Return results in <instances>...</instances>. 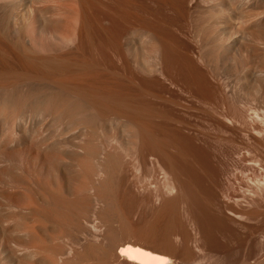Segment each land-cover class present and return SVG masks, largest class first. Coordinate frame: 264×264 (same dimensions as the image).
<instances>
[{"label": "bare ground", "instance_id": "1", "mask_svg": "<svg viewBox=\"0 0 264 264\" xmlns=\"http://www.w3.org/2000/svg\"><path fill=\"white\" fill-rule=\"evenodd\" d=\"M95 1L98 3L100 0H75L73 8L76 13L75 17L74 12V16L71 15V0H23L21 9H19V4H21L22 0H0V60H3L0 62V264H170L172 261L170 257L154 252L152 250L154 246L150 249L148 247L149 244H145L146 237L147 240L148 237L156 239L157 243L162 246L161 249H167L168 252L175 249L174 243L176 242L175 240H179L177 239L178 237L181 239L184 237V240L186 239L193 243L197 242L198 248L201 246L203 248V245H205H201L202 243L198 242L197 237L195 239L194 235L198 236L197 233H191V228H189L190 225L194 228L191 222L193 218L196 221L197 217L195 215H192L193 218L191 217L190 214L194 213L193 210L192 213L188 212L193 206L191 208L188 207V210L186 209L187 192H189L187 191L189 185L186 183L191 182H188L191 177L187 182L185 180L189 175L194 174L192 177H195L200 172L197 170L198 167H195L196 164L194 166L190 165L189 160L194 161V164L199 160H204L206 156L204 157V155L197 153L199 155L197 162L195 160L198 159V156L197 158L195 157V160L189 159L185 155L186 148L183 149L181 143V146L178 143L175 147L170 143V138H168L169 130L165 131L166 129H164L169 126H164L163 123L166 120L169 122L175 121L173 110L175 106L177 108L180 106L181 100L190 99L191 101L199 100L202 102L214 100V104L220 103L221 107L225 105L224 107L228 109L227 111H218L220 114L218 113L217 120L215 119L218 133L222 135L231 133L239 136L238 134H241L240 130L244 131V120L247 119L245 118L246 114L244 116V108H241V111L229 110V105H226L228 101L225 99V93L229 89H224L226 84L220 80L222 79L220 76L222 72L235 66L227 64L229 59L235 57V55L239 56V58L241 56L242 58L244 56L254 58L256 55H264V0L251 1L244 13V20L247 24L244 25L243 30L239 31L232 29V26L229 25L231 22L229 23L228 20L231 19L228 18H231L230 15L233 14L230 13L229 16H226V12L216 11L221 13L216 14L213 10V12H204V10L203 12L206 14L196 15L198 18L192 19V21L194 20L193 23L191 22L194 24L192 25L189 20L191 14H188L186 10L192 1L103 0V3L106 2L108 7V9L106 8L107 11L110 8L112 9V16L107 15L106 12L100 14L101 16L107 15V18L109 16L110 18L117 16L122 26L128 23V19L133 31L139 35L145 34L153 40L149 51L152 56H159L155 57V60H158L155 62L156 66H154V69L150 70L151 72L147 76H150L149 79L142 81L134 77L135 75H130L129 77V81L135 84V87L132 85L134 89H136V86L137 89L138 87L141 88L139 90L142 92H135L136 94L139 95V92H141L146 98L154 100H151L152 106L150 107L133 99L135 93L131 91L132 88L129 90L134 93L133 96L131 97L130 93V96H126L124 93H120L122 86L115 84L121 89L118 92L116 89L119 90V87L115 86L114 82L98 79L99 77L95 75L96 70H94L91 62L76 65L70 63L73 58L71 59L72 56H68L69 52L66 54L64 52H55L52 49L57 39L55 31L60 28L61 30L58 34L60 42L69 38L74 44V51L81 50L86 44L91 47L89 49H91L93 54H98V52L96 54V47H99V45H94L100 36L98 35L97 37V34L95 36L93 34L98 30L97 27L95 28V24L99 22V15H95L97 16L95 18L92 13L96 10L95 5L93 6V3H96ZM100 2L102 4V0ZM187 2H189V5L186 4ZM168 4L173 8L172 25L174 24L173 26H175L178 23L182 27L178 31L179 33L175 30L176 34L182 39L181 44L183 45L184 43V47L181 46L183 48L179 47V49H183V51H180L182 54L178 53L177 55L180 58L179 61H176L178 58L173 55L176 52L174 51L175 53H173L172 51L181 44L176 42L178 45L174 46L176 47L174 49L171 44H168L175 39L173 36H167L170 34L166 30L168 15L165 16V12H167L165 10L169 8L167 7ZM186 5L188 6L186 7ZM128 7L130 9L129 15L125 12ZM113 8L115 9L114 11ZM99 12L100 10L97 13L99 14ZM107 18L103 19L109 22L110 18ZM115 20L117 21V18ZM100 21L102 22L103 20ZM104 23L103 26L100 23V27L102 26L100 28L101 32L103 31L102 28L107 27L108 30L110 29V23L108 24L109 26L105 27ZM113 23L117 25L114 20ZM34 24H36L35 31L39 35V39L31 40L28 39L25 32L30 30ZM93 24L96 29L94 30L93 28L94 32L91 31ZM189 26H194L192 28L195 35L193 36L194 41L192 40L193 37L191 39L192 34L190 33L191 31L189 32L191 30ZM173 29L170 30L172 31ZM177 29L179 30L180 28L177 27ZM99 30L96 33H100ZM118 31L115 32L118 33ZM109 32L110 34L112 33L110 30ZM110 34L108 33V35ZM106 35V33L105 35L102 34L101 37ZM108 35L106 36L107 39H109L108 37L111 39L113 36ZM179 36H176V38ZM106 37H104V40ZM168 37L172 38V41ZM195 37L198 45H195ZM107 39L103 40V43ZM99 40L98 42L103 44ZM156 43H159V46ZM101 44L100 46H105V43ZM156 45L161 49L158 50V53H160L158 55H155L157 54ZM173 45L175 44L173 43ZM104 48H98V50L102 49L104 51ZM7 49H11L12 52H8ZM103 51H99V54H102ZM41 52H47V55L40 56ZM167 52L172 53L171 55H173L175 60L172 59L171 55V58L170 56L167 57L169 55ZM11 55L13 57H10ZM69 55L72 54L70 53ZM184 64L186 66L185 70L188 69L191 75L188 70V72L184 70ZM207 64L209 65L208 67ZM23 65L29 66V68H24ZM237 65L242 68V59L238 61ZM223 67H225L224 70H222ZM263 72L262 69H255V75L252 78L250 77L252 81L249 84L253 86L255 81H257L256 78ZM24 74L28 76L30 74H33V76L38 74L36 75L37 79L42 76H39V74L46 75L48 78L52 74V76L56 75V77L57 75L65 77L63 75L67 74L69 76L70 74L71 78L69 79L76 80L74 82L68 79L70 82H82L83 84L79 83L80 85L82 84L81 88L88 86L96 91L98 89L104 95L96 94V96L94 94L92 96L89 91L84 93L83 89L79 90L82 93L73 92L75 87L71 92L61 91L64 86L61 87V90L49 88L40 82L45 79V76H42V79L40 77V80L38 79L34 84L20 85L19 88L25 86L22 90L23 92L20 93L17 91L18 89L15 90L13 87L20 84L19 82L30 78L25 75L26 78L23 79ZM67 76L65 79L68 78ZM32 79H36V77ZM60 80L62 81V78ZM103 82L104 84L101 86ZM84 84L86 86H83ZM259 86H263L260 90L264 89V84H259ZM80 87L76 88L81 89ZM226 87L228 88V86ZM4 89H7V91H3ZM263 93L264 91L261 92V94ZM138 95L139 99L140 95ZM98 98H101L102 101L105 100V102H108L106 101L107 99L110 100L108 103H101L102 101ZM163 105L170 107L169 110L166 109L167 111L165 112L167 113L161 112L164 109L160 110ZM21 112L27 113V117L29 113L38 112L43 119L41 120L42 124L46 122V125L40 127L41 129L55 125L60 130L61 143L58 146L42 148L39 143L26 141V135L20 131L16 133L13 127V124L22 118ZM109 118L118 121L117 125L125 132L126 141L122 140V132H117L116 127H108L104 123ZM231 120H236L234 125L241 121L243 126L240 125L243 130L240 127V130L232 128L231 123L233 124V121ZM167 122L165 123L167 124ZM250 122L247 123V126L250 125ZM84 130L86 139L81 141L80 137L84 135ZM174 130L170 132H175ZM176 131L178 133L177 127ZM177 133L172 134L176 135ZM251 133L254 134L253 131ZM98 134H102L105 138V144L102 147L95 143ZM247 134L250 133L248 132ZM177 136L178 134L175 137L173 136L172 139L176 141ZM68 137H72L71 139L80 138V143H71ZM129 138L136 139L135 147L130 151L131 155L128 152L129 146L127 145ZM218 141L221 142L220 140ZM255 141L257 145L264 148L263 140L256 138ZM10 143L11 146L9 147L11 149L7 147V144ZM173 143L175 144V142ZM223 143L222 145L218 143V150L222 157L213 159L215 168H213L214 164L211 163V168L216 171L214 173L216 175L214 181L215 186L218 188L213 194L216 197L215 200H217L216 204L218 202L219 210H222L224 217L232 221L234 225L239 226L237 221L244 219V211H240L239 207L236 206L237 204L233 206L225 201L228 198L225 185H228L229 179L226 174L228 169L226 157L230 152ZM170 144H172V148H175V154L171 147H168ZM190 144L192 143L190 142ZM62 148L68 149L69 152L61 153L59 149ZM168 148L172 151H170L171 153ZM198 148L199 146L196 149ZM79 149L83 150L82 155L77 156L74 151ZM190 149L189 152L192 153ZM205 150H203V153L206 154ZM197 151L193 150L194 155L193 153L189 155L196 156L195 153ZM208 151L207 153H209ZM100 155H102L101 161ZM65 158L71 160L75 166L73 169L78 171L75 174L77 175L78 173V178L74 181H71L70 176L72 175H69L73 171V169H70L72 165L70 167L59 165ZM208 158L207 161H209ZM210 161L208 162L209 165H204L206 168L203 166L206 161L198 162L202 165V168L199 167L201 168L199 170L203 169L201 174H204L207 166L211 165ZM189 166L197 168V173L195 174L193 171L194 173L190 174ZM2 167H9L10 170ZM184 168H187L189 172L184 171L187 175L189 174L185 179L183 176ZM132 169H135L136 172L138 171L137 173L140 172L138 174L139 177L136 175L137 178H135L131 175L130 171H133ZM191 169L193 170L194 168ZM98 171L103 173V177L96 184L93 180L95 173H98ZM156 171L160 172L159 175L161 174V176H158V173H155ZM155 174L159 177L158 179H155L157 177ZM140 176H142V179H140ZM73 177L72 179H75ZM151 179H155V181L152 180L150 182ZM193 179L191 178V180ZM152 182L153 184H151ZM192 182L191 184L194 183ZM114 185L119 187L118 192H116L117 189L115 188L117 187L115 186L114 188ZM193 185L196 190L191 188L190 185L189 188L194 190L193 192L191 190L190 197L197 194V186L196 184ZM195 192L196 194H194ZM118 195L119 197L127 195L131 199L133 198L135 202L138 201L137 204L140 206L141 204L146 205L148 213L146 212L147 215H144L145 218L136 223L131 222L129 217L131 214L129 213L130 210L127 211V209L121 208V211H119L120 207L118 206L119 208H117L116 200L119 198ZM121 199L123 198L120 197ZM191 202L189 200L188 205ZM97 203L102 204L100 209L93 208V205ZM119 203L121 205L122 200ZM123 203L125 202L123 201ZM130 204L137 206L135 203ZM128 206L131 209L129 203ZM128 206L125 208L129 209ZM135 207L131 211L133 214ZM141 208L144 209L145 207ZM140 210L142 212V209ZM181 211L185 212V217L182 216L183 213ZM141 212L139 211V213ZM177 216L181 218L179 219ZM196 216H199V214H196ZM115 222H118L117 227L114 226ZM100 226L104 228L103 234H101ZM186 227L189 229L187 230ZM119 229H126V231L131 233L130 235L132 233L136 235L135 237L142 236L140 238L144 242L139 237L136 239L132 235L133 238L128 233L126 234L129 237L125 235L128 238L124 236L125 238H119L114 241L113 238L115 239V237L112 238V236ZM193 230L199 231L196 227ZM200 234L199 237L203 236ZM103 237H105V242H101ZM150 238L149 240H151ZM184 240L182 239V241ZM201 240L203 242V239ZM188 246L186 247L187 249ZM192 250L194 249L189 251ZM200 250H198L199 254L202 252H199ZM171 252L173 253V251ZM174 258L177 259L178 257L174 256Z\"/></svg>", "mask_w": 264, "mask_h": 264}, {"label": "rangeland", "instance_id": "2", "mask_svg": "<svg viewBox=\"0 0 264 264\" xmlns=\"http://www.w3.org/2000/svg\"><path fill=\"white\" fill-rule=\"evenodd\" d=\"M100 1H98V3L95 1L97 3V5H96V3H93V6L95 5L94 7L96 8L97 11L94 10L92 13L94 14L95 18L97 17L95 15H99L98 16L99 22L102 23V26H103V23L105 21L106 22L104 23V27L109 26V25L112 26V27L110 26V29H109L112 32L111 34H110L107 27H105L107 29L102 28V30L104 32L107 31L105 33L107 35L109 33L110 35H108V36L113 35L111 37V39H110V37H108L109 39H107V37H106L107 35L101 37L102 34L105 35V33L103 31L101 32V29H100L102 27V26L100 27L101 24L97 21H96L97 22L96 24L93 22L96 26L93 24V26L91 27V31L94 32V30H96L95 28L97 27L98 30L100 29L99 31L101 34L99 32L96 33L98 30H96L95 33H93V34H94V36L97 34L96 35L97 37L99 35L102 38L101 39L100 37H98L100 39L99 40L96 37L97 42L95 41L96 44L94 46L99 45V47H96L97 49L94 46L93 47H94V49H96V54H97V52L99 54V51H103L102 49H103V47H105L103 53L100 52V53H102V54H99L100 56L97 54L98 55V58H97V55L93 54V52H91V49H89L91 47H89L86 44L82 47L81 50H79L77 52L74 51L75 50L74 44L71 42V40L69 38L67 40L61 41V42L58 40V34L60 33L61 29L60 28L57 29V27H56L57 30L55 31V36L57 35V39L55 41V46L52 49L55 52H64L66 54L69 52L68 56H72L71 59L73 58L72 61L70 60L71 61L70 63H74L76 65H82V64H87V62H89V63L91 62L94 66V70H96L95 75L97 77H99L98 79H100L102 81H109L112 83L114 82L113 83L114 85L117 84L119 86H122V90H121L119 86L115 85V86L119 87V90L118 89H116V90L118 92L121 90L120 93L122 92L126 96H130L129 95V93H130L131 97H132L135 92L138 93V91H141V90H139L141 88L138 87V89H137V86H136V89H134L135 84H133L132 82L129 81L130 75H135L134 77L138 78V80H142V81L146 80L147 81V79H149V77H150V76L147 77L148 74H150L149 72H151L150 70L154 69V66H156L155 62H157L158 59L155 60V57L157 58L159 56L158 54H160V53H158L159 52L158 50H161V49H159V47H158L159 43H156L158 45V46L156 45L158 48L156 47L157 54H155V55H158V56H152V53L149 50H150V46H152V44H153V40L145 34L139 35L137 32L133 31L129 25V20L127 18L126 19H127L128 23H126V25H123V26L120 25L121 23H119V21H118L119 19L117 16H113L112 17L113 19L110 18V16H109L110 19L107 18L108 17L107 15L112 14V9L110 8L109 11H111V12L108 13L109 11H107L108 7L106 5V2L103 3L105 0L104 1L102 0V4ZM168 1L169 2H175L177 0H168ZM187 1H190V2L192 1L190 5H189V2L186 3L189 5V7L186 10H187L188 14L192 15V16L191 15L189 16L190 17L189 18L190 23L194 22V20L192 21V19H195V17L198 18V16L206 14V13H204L206 11L207 12L208 11H211V12L214 11L216 14H221L222 12H224V13L226 12L225 13L226 16H229L230 13L233 14V15H230L231 18L227 17L228 19H231V20H228L229 23L231 22L229 25L232 26V29L239 31V30H243L244 25L247 24V22H245V20H244V13L248 9L247 6L251 3L252 0H187ZM99 3H100V5H99ZM188 5H186V7ZM74 6H75V0H71V7H70L71 11H72L71 15L74 16V14H75V17H76L75 10L73 9ZM22 7H23V0H22L21 4H19V9H21ZM167 7H169V8H167ZM167 7L166 8L169 10H167V9L165 10V11H167V12H165L166 13L165 16L168 15L167 20L169 22L166 20L167 21V29L166 30H167V32H170V34H171L170 35L169 33H167V34H169L167 36H169V37L173 36V38H175L174 41H172L171 40L172 38L168 37V39H170L172 41L171 43H168V44H171L173 46V49H174V48H176L174 46H177L178 44L182 43V39L180 38V36L178 34H176L178 31H180L182 29V27H181V24L178 25V23H177V25L175 24V26H173L174 24L172 25L173 19L171 16L173 14V8L169 4L167 5ZM220 7L225 8L227 11L225 9L220 8ZM95 8H93V9H95ZM126 9L127 10L125 12H127V14L129 15V12H130L129 7ZM99 10L101 13L99 12V14H98L97 12ZM114 10L115 9L113 8V11ZM200 11H202V12H200ZM216 11H218V12L220 11L221 13H218ZM258 11H261V10H258ZM73 12H74V14H73ZM105 12L107 15H102V16L100 15V14L105 13ZM116 12H117V10H116ZM167 13H170L171 15L167 14ZM227 13H228V15H227ZM114 14H115V12H114ZM198 14H200V15H198ZM193 15H195V16H193ZM196 15H198V16H196ZM100 16L102 19L100 18ZM104 16L107 19H109V22H108V20L103 19V18H105ZM236 16H238V17H236ZM75 17H73V18H75ZM115 17L117 18L118 23L115 20L116 19ZM168 18L169 19L171 18L170 19L171 21ZM100 20H103V21L105 20V21L101 22ZM113 20L115 23H117V25H115L113 23ZM73 24H74V22H73ZM73 24H72V26H73ZM97 25H99V26H97ZM168 25H169V28H168ZM192 25H194V24H192ZM94 26H95V28H94ZM113 26L115 27L116 30L114 29ZM170 27H172V28H170ZM177 27L180 29L178 30ZM193 27L194 26H192V27L189 26V28L191 29V30H189V32L191 31L190 33L192 34L191 39L193 36H195L193 34L194 30H192ZM35 28H36V24L32 25L30 30H27L25 32V35L28 37V39H31V40L32 39H39V35L35 31ZM93 28H94V30H93ZM112 28H113V30H111ZM170 29H173L172 30L173 32ZM114 30L115 31L119 30L120 33L118 31V33H119L118 34ZM174 35H175V37H174ZM176 36H179V37L176 38ZM104 37H106V39H107V41L104 42L105 44L103 43ZM195 39H196V37H195ZM98 40L100 42H102L105 46H103V47L100 46L101 43H99ZM192 40L194 41V37ZM179 41H180V43H179ZM196 41H197V39L195 40V45H198V41H197V44H196ZM176 42H178V44ZM173 43L175 45H173ZM103 44H101V45H103ZM183 45H184V43H183ZM183 45L182 44L178 45V47L176 49H174V50L172 49L173 53L176 52L175 53L176 55L173 54L176 58H178L177 57L178 53H180L181 50L183 51V49H179V47H181ZM183 47H181V48H183ZM98 48H102V49L98 50ZM177 49H179V50H177ZM7 50L10 53L12 52L11 49H7ZM70 53L72 55H69ZM167 54H169V55H167V57H168L172 53L167 52ZM180 54H182V53H180ZM46 55H47V52H41L40 53V56H46ZM173 55H171L172 59L175 60ZM171 56H170V58H171ZM10 57H13V56L11 55ZM232 58L229 59L227 64L232 65V66L235 65V66L230 67L231 68L230 70H225L224 72H222L220 70V72H222L221 73L222 75L220 73L219 74L221 75L220 78H222L220 80H222L223 83L225 82L226 86H228V88L226 86H224V89H229L228 91L226 90L227 92L225 93L226 94L225 99L228 101L227 102L228 104H226V105L227 106L229 105V107H230L229 110H231V111H233V110L237 111L238 110L239 111L241 108H244V111H245L244 116H245V114H246V116H248V117L245 116V118H247V119L244 121L245 122H247L248 120H249L248 122L251 121L249 123L250 125H248V126H247L248 122L247 123L244 122V128H243L244 131H241L240 129H242L241 127L243 126L241 124V121L239 123L237 120L239 125H237L238 123L234 125V123H236L234 121H236V120H231V121H233V124L231 123L232 128H234V129L236 128L238 130L240 127L239 130H240L241 134H238L239 136H237L235 134H231V133L224 134V135L218 133L217 128H216L217 126L215 123L217 120V117H218V113L220 111L222 112V110L227 111L228 109H226L224 107L225 105H223V107H221L222 105L220 103L214 104L213 103L214 100L213 101L209 100V101H205V102H202L199 100L191 101L190 99L189 100H186V99L181 100L180 106L178 108L175 106V108L173 110L175 113L174 119L176 121V122L173 120L171 121L173 128H172L171 122H169L168 120L164 121V123L167 121L168 122H167V124L163 123V125L169 126V127H165L164 129H166L165 131L169 130L168 131V134H169L168 138H170V141H171L170 143H172L174 145V147L178 143H179V145L181 143V145L183 146V149L186 148V151H187V147H188L187 152H189V149L192 147L193 149L191 148L190 151H192L193 155H194L193 150H195V151L198 150L199 152L197 151L195 153L196 156L189 155L192 153L191 152L187 153L185 150L184 151H185V155H187V157L189 159L191 158V160L192 159L195 160L198 156V159H196L195 162H197V160H199V155H198L199 153L201 155H204V157L205 156L207 158L209 157L208 158L209 161L211 160L210 164L211 163L214 164L213 168H215V163H214L213 159H218V158L222 157V155L220 154V152L218 150V146H219V144L222 145L223 141L226 140V142H224L223 144H225V146L229 149L230 154L226 157V163H227V167H228L226 174H227L229 179H228V185L227 184L225 185L226 193L228 195L227 196L228 198L225 201L228 204L233 205V206L237 204L236 206L239 207V210L244 211V219L237 221V223H239V226L238 225L236 226L233 224L232 221H229L224 217L222 210H219L218 202L216 204L217 200H215L216 197H214V194H213L214 191L216 189H218L215 186V181H214L215 180L214 177H216V175L214 173H216V171H215V169L211 168L212 164L209 167L207 166V169L204 170V174L203 173L201 174L203 169L199 170L202 168L201 167L202 165H200L198 162L200 161L202 163V162L206 161L208 163L209 161H207V158L205 157V159H206L205 160L203 158V156L200 155V157H202L204 160H202V161L199 160L197 163H194V164H193L194 161L189 160V162L191 163L190 165L194 166L196 164L195 167H198V169H197L193 166L192 167L189 166L190 168L188 167V169H189V172H191L190 174H192L194 172L196 174L197 173L196 169H197L198 172L200 171L199 173L202 176L199 173H197L198 175L196 174L195 177L194 176L192 177V175H194V174H192V175L188 174L189 175L188 176L187 173H189V172H188L187 168H184L185 170H183V173H184V171L187 172V173H184L185 175L183 174L184 179H185V177L187 178V176H188V178L185 181L187 182V180L190 177L192 179L194 178L193 180H191V178H190L188 180V182L193 181L194 183L193 182L192 183L196 184V186H197V191H196L197 194L195 192L194 194H196V195H191V197H192L191 198L189 195L191 193V190H192L191 188L194 189L196 187L193 184H191V182L186 183L189 185L187 187L188 188L187 191H189V192H187L188 201L186 203V205H187L186 209L188 210L189 208H191V206H193V208H191V210L188 212L192 213V210H193V212L195 214L194 213L190 214L191 217H192V215L193 216L195 215V217H197V218L199 217L198 219L196 218V221L192 217L193 219H192L191 223H193L194 228L191 227L192 225H190V227L188 225V227L191 228V230H190L191 233H193V234L197 233L198 236L194 235L195 239L197 237V240H199L198 242L200 244L202 243L201 245L205 244V245H203L204 249L202 248L201 245H199V246H201L200 248H202L200 250V248H198L196 245L197 242L193 243L192 241H189V240H188L189 241L188 242L186 239L184 240V237H182V236H180V237H182V239L184 241H186L185 242L186 244L184 243V241H182L181 238L178 237L177 239H179V240H175L176 242L174 243L175 249L169 250L170 253L168 252L167 249L166 250L161 249L162 246L159 243H157L156 239H154V238L151 239L150 237H148V240H147V237H146V241H145L146 245H148V244L150 245V246L148 245V247L150 249L154 246L153 247L154 249L152 248V250L154 252L159 253L160 255H164L166 257H170L172 260L171 261L172 264H264V148L262 146L257 145V143L255 141L256 138H259V139L263 140V142H264V93L261 94V92H263L264 89L263 90L261 89L262 90L261 91L260 88H263V86L262 87L259 86V84H261V85L264 84V72H263V74H261L259 77L256 78L257 81H255V83L252 82V83H254L253 86H251L249 84V82L252 81L251 80L252 76L255 75L254 74L255 69L259 68V69H262L264 71V55H256L254 58H249V57H245V56L243 58H242V56H241V58H239V56L235 55V57H232ZM179 59L180 58H178L176 61H179ZM240 59H242V61H243L242 68H240L237 65L238 61ZM1 61H3V60H0V62ZM4 62H6V61H4ZM7 63H9V62H7ZM0 65H1V63H0ZM208 66L209 65L207 64V67ZM23 67L29 68V66H26V65L25 66L23 65ZM185 67L186 66L184 64V70H185ZM30 68H31V66H30ZM181 68L183 69V67H181ZM224 69H225V67H223L222 70H224ZM184 70H183V72H184ZM187 70H185V71H187ZM188 73H190V71ZM223 73H224V75H223ZM25 75H26V77H28V78L30 77V78L25 79L23 82H19L20 84H18L15 87L12 86L13 88H15V90L18 89L17 91L20 93L23 92L22 90L25 88V86H23L22 88H19L20 85L27 84V83L28 84L29 83L34 84V82L36 83L38 81V79L40 80V77L42 79L43 78L42 76H45L44 77L45 79H43L40 82H42L41 84L46 85V87H49V88L61 90V87L64 86V87H62L63 90H61V91L71 92L74 90V87H75V90L76 89L77 90L76 91L74 90L73 92L82 93L79 90L83 89L84 93L89 91V94L91 93L92 96L94 94L95 95L96 94L97 95H100V94L104 95L103 92H101V93L99 92L100 90L98 91V89H97V91H96L93 88L91 89L88 86H86V84L83 85L86 87L82 86L83 88H81L80 86L83 83L79 82V83H82L81 85L78 83V81H77V83H74L76 80L75 79H69V78H71L70 74H69V76H67V74L63 75L65 77L67 76L68 77L67 79H65V77H62V75H60L61 77H59V75H57V77H56L55 74H54L55 76H52L53 74L49 75L50 78L46 77V75L39 74V76L40 75H42V76H40L37 79L36 75H38V74H35L34 76L36 77L37 80L32 79V78H35L33 76V74H30V76H28L27 74H24V77H22L23 79L26 78ZM190 75H191V73H190ZM52 77H54V78H52ZM61 78H62L63 82L60 80ZM143 78H144V80H143ZM30 79H32V80H30ZM49 79H51V80H49ZM68 79L70 81L73 80L74 82L72 81L73 82L72 83ZM99 82H101V81H99ZM103 84H104V82L101 84V86ZM225 84H223V85H225ZM132 85L134 87H132ZM76 87H78V88L80 87L81 89H78ZM87 88H89V90H87ZM123 88L126 89L125 91H129V92L125 93ZM8 89H11V88H8ZM129 89H131V91H134V93L131 92ZM3 91H7V89H4ZM94 91H96L97 93L96 92L94 93ZM141 92H139V95L141 94ZM86 94H88V93H86ZM124 94H123V96H124ZM137 95L138 94H136V93L134 94L133 99L135 101L143 102L142 104L147 105L148 107L152 106L151 100H153V99L150 100V99L146 98L145 96H143L142 94L140 96L138 95L139 96V99H138ZM135 97H136V99H135ZM98 99H100L102 101L101 98H98ZM109 100L110 99H107L106 101L109 102ZM103 102L108 103V102H105V100H103L101 103H103ZM231 107H232V109H231ZM169 108L170 107L163 105V107L160 110L163 109V111H161V112L164 113L165 111L169 110ZM220 108H223V109H220ZM217 109H220V110H217ZM165 113H167V112H165ZM27 115H28L27 113L21 112L22 118L13 124L14 131L16 133L19 131L23 132V134L26 135L25 136V138L27 139V140L25 139L26 141H33L35 143H39V144H41L40 147H42V148H44L46 146H55V145L58 146L59 143H61L60 142L61 141L60 130L57 129V127L55 125H50L44 129H41L40 127H42L43 125H46V122L44 121L45 124H42L43 122L41 120H43V119L41 118L40 114L38 112H34L31 114L29 113L28 117H27ZM104 123L108 127H112V126L116 127L117 132H122V140H125V132L122 130L121 127H119L117 125L118 121H116L115 119L112 120L111 118H109V119L105 120ZM176 127L178 129V133L176 131ZM170 128H172V130L175 129L174 131L178 134V136L176 138H177V140L179 138L178 141H180V142H178L175 138L174 139L176 141H174L172 139L173 136L175 137L177 134L176 135L172 134L175 132H170V131H172V130H170ZM252 131L254 134L251 133ZM83 132H84V135H82L80 137L81 141L86 139L85 130ZM248 132L250 134H247ZM251 134H252V136H251ZM253 135H254V138H253ZM7 137H8V134H7ZM221 137L224 140H222ZM71 138L72 137H70V138L68 137V139L70 140L71 143H73V142H74V144H77L78 142L80 143V138L79 139H71ZM104 139L105 138L102 136V134H98L97 139H96L97 141H95V143L99 147H102L105 144ZM218 140H220L221 142H219ZM167 142L169 144L168 139H167ZM173 142H175V144ZM190 142L192 144H190ZM186 143H188L187 147H186ZM135 144H136V139H134V138L128 139L127 145L129 146L128 147L129 154H130V151H132L134 149ZM172 144H170V146L168 145V147H171V149L174 153L175 148L174 147L172 148V146H171ZM9 146H11V143L7 144V147H9ZM195 146H197V147L199 146V148L196 149L197 147H195ZM168 149L170 152L171 151L170 148H168ZM199 149H203V150L206 149L205 152L207 155L205 153H203L204 152L203 150H199ZM59 151L61 153L69 152V150L66 148L65 149L64 148L59 149ZM82 151L83 150L79 149V150L74 151V153L75 154L77 153L76 155L80 156V155H82ZM207 151L209 153H207ZM100 157H101V159H100V161H101L102 155H100ZM202 158H200V159H202ZM212 160H213V162H212ZM205 163H203V166L209 165V163L208 164L207 163L205 164ZM197 164L200 166H198ZM59 165L65 166V167H68V166L70 167V165H72L70 167L71 170L73 168H75L74 163L71 160L66 159V158L63 159L59 163ZM199 167H201V168H199ZM5 168H6V170H10L9 167H5ZM5 168H3V169H5ZM191 168H194V169L192 170ZM73 171H71L69 174V175H72V176H70L71 181H74L78 178V173H77V175H75L77 170L73 169ZM205 171H206V173H205ZM72 172H73V174H72ZM137 172L135 169L133 171H130L131 175L134 176L135 178H137L136 175L138 176V174L140 173V172L139 173H137ZM155 173H158V176H161V174L159 175L160 172L156 171ZM95 174L96 175H94L93 181L96 182V184H97L100 182L101 178L103 177V173L102 172L99 173V171H98V173L96 172ZM158 176L155 179H158L159 178ZM72 177L75 179H72ZM140 177H141L140 179H142V176H140ZM155 179H151L150 182L152 180L155 181ZM151 184H153V182ZM190 185H191V188H189ZM192 185H193V187H192ZM115 186L116 185H114V188H115ZM115 189H117L116 192H118L119 187H117ZM194 190H196V189H194ZM194 190H192V192ZM118 197H119V195H118ZM120 197L123 198V199H121L122 200L121 205H119L120 204L119 202L121 201ZM120 197L117 198V200H116V204H118L117 208L120 207L119 211H121V208H124V210L127 209V211L130 210L129 213H131L130 215H132V216L129 215L131 222L136 223V222L143 220V218H145V216L147 215L146 212L148 213V209L146 211V208H148V207H146V205L144 206V204L143 205L141 204V206H140L139 204H137L138 201L135 202V200L133 198L131 199L127 195H124V196L122 195ZM235 199L237 202L235 201ZM189 200L192 201L191 203H189L190 206L188 205ZM123 201L126 203L127 206L129 203V205H131V209L129 206H128L129 209L125 208L127 206L126 205L123 206V204H125V203H123ZM130 203H135L137 206L139 205V207H137V206L135 207L134 204H130ZM100 206L102 207V204L97 203L96 205H93V208L94 209H100L101 208ZM121 206H123V207H121ZM132 206H133V208H132ZM134 207L137 210L135 209L136 211L134 210V214H133V212H131V211H133ZM141 207H145L144 208L145 210ZM115 208H116V206H115ZM140 209H142V212L143 213L145 212V213L143 214ZM195 209H197V211H195ZM122 211H123V209H122ZM139 211L141 213H139ZM182 211H181V213H183V215L182 214H180V215L185 217L184 216L185 212H182ZM196 214L197 215L199 214V216H196ZM177 217L179 219L181 218L180 216H177ZM197 221H198V223H197ZM114 226L117 227L118 222H115ZM195 227L199 230L198 232H197V230L196 231L193 230V229H195ZM189 228H187V230ZM100 229H101V234H103L104 233L103 226H100ZM126 233H128L129 235L131 234L130 232L126 231V229H122V230L119 229L117 231V233L115 234L116 236L114 235V236H112V238L115 237V239L113 238V240L117 241V239H119V238L121 239L125 235H128ZM199 233H201L200 235H203V236L199 237ZM129 235H128V237H129ZM132 235L134 237L136 236L133 233H132ZM132 235H130V236H132ZM125 237H127V236H125ZM138 237H135V238L138 239ZM140 237H142V236H140ZM149 238L151 240H149ZM198 238H200V239H198ZM141 239L142 238H140V240ZM201 239H203V242ZM101 242H105V237L101 238ZM142 242H144V240ZM147 242H149V243H147ZM187 243H189L188 245H190V246H188ZM183 244H184V246H183ZM193 244L196 246L194 247ZM185 245L188 246V249L186 248L187 246L185 247ZM189 247H191V249H194V250L189 251V250H191V249H189ZM195 248H198V249H195ZM198 250H200L199 252H201V251L202 252L199 254ZM171 251H173V253ZM202 255H203V257H202ZM172 256H173V258H172ZM174 256L175 257L177 256L178 258L176 259V258H174ZM179 258H180V260H179Z\"/></svg>", "mask_w": 264, "mask_h": 264}]
</instances>
